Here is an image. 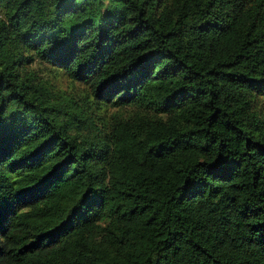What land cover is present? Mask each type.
<instances>
[{
  "label": "trees",
  "instance_id": "16d2710c",
  "mask_svg": "<svg viewBox=\"0 0 264 264\" xmlns=\"http://www.w3.org/2000/svg\"><path fill=\"white\" fill-rule=\"evenodd\" d=\"M263 101L264 0H0V264H264Z\"/></svg>",
  "mask_w": 264,
  "mask_h": 264
},
{
  "label": "rangeland",
  "instance_id": "374dc122",
  "mask_svg": "<svg viewBox=\"0 0 264 264\" xmlns=\"http://www.w3.org/2000/svg\"><path fill=\"white\" fill-rule=\"evenodd\" d=\"M32 69L40 78L46 80L47 83H49L59 93L66 94L68 96H79L82 94V87L79 84L69 82L61 73L51 71L47 67L45 68L44 66L37 64L33 65ZM263 104L264 101L262 102V105ZM105 113L108 116L110 114V110L108 109Z\"/></svg>",
  "mask_w": 264,
  "mask_h": 264
}]
</instances>
